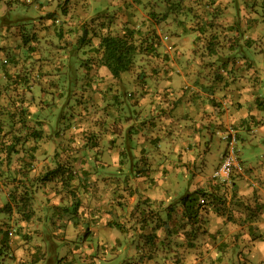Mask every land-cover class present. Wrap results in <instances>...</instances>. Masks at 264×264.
Instances as JSON below:
<instances>
[{
  "label": "crops",
  "instance_id": "crops-1",
  "mask_svg": "<svg viewBox=\"0 0 264 264\" xmlns=\"http://www.w3.org/2000/svg\"><path fill=\"white\" fill-rule=\"evenodd\" d=\"M92 1L109 11L113 6L112 0ZM118 1L120 7L124 5L125 0ZM244 1L211 2L212 7L227 12L216 21L236 24L235 37L226 47L235 56L243 43L238 26L250 19L232 12L241 8ZM192 37V32L167 39L159 36L157 60L152 66L144 65L152 71L143 79L132 71L115 78L106 66L99 65L94 67L97 74L90 82L96 89L91 98L97 121L94 134H106L103 143L108 145L104 150L113 158L123 149L116 147L119 144L128 154L132 151L139 155L141 166L146 169L134 183L145 209L152 211L158 222L122 226L119 220V226L113 223L98 228L95 206L99 207V202L90 196L92 188L86 185L97 177V170L91 169V174L86 167L100 169L99 160H80L82 184H78L74 171L57 165L55 178L41 182L42 188H27L28 200L23 203L26 213L19 215L20 211L15 210L18 206L13 205L11 219L3 216L0 221V246L11 250L9 256L17 264H99L100 259L149 264V258L155 264H164V248L175 262L181 246L185 247L183 254H187L189 264H264V152L256 164L243 161L244 172L234 175L230 184L221 186L212 177L225 148L226 130H236L238 140L244 143L252 134L253 125L256 129L264 125L258 105L259 66L251 63L244 71L237 58L229 74L223 57L218 56V46L216 53L202 47L201 55L207 57L201 65L196 55L192 59L196 54ZM82 103L88 104L84 99ZM100 121L107 122V130L99 126ZM258 138L264 140V135ZM129 185L126 183L124 188ZM196 188L215 192L219 203L207 205L201 211L202 223L191 226L182 214L179 198ZM1 193L6 196L5 202L9 200L0 185ZM217 207L223 211H217ZM175 217L183 218L184 224H176ZM167 218L173 221L165 222ZM5 222L12 231L9 235L3 228ZM84 226L91 230L86 237ZM190 232H197L196 237ZM136 234L141 236L140 244L133 240ZM196 240L198 244L188 245ZM148 241L153 243L152 251L139 255L141 244L148 246Z\"/></svg>",
  "mask_w": 264,
  "mask_h": 264
},
{
  "label": "rangeland",
  "instance_id": "rangeland-1",
  "mask_svg": "<svg viewBox=\"0 0 264 264\" xmlns=\"http://www.w3.org/2000/svg\"><path fill=\"white\" fill-rule=\"evenodd\" d=\"M212 1L129 0L126 4L125 0L124 5L120 7L118 0H112L113 6L109 11L107 8L103 9L100 3L94 4L92 0H44L39 3L36 0H0V16L4 14L5 18H10L9 21H0V148L3 147L2 139L8 142L14 140L13 130L26 127L40 129L41 132L38 138H25L23 143H16L14 148L16 147L17 151L15 149L16 152L10 154L7 162H0V185L3 191L8 195L9 191L19 186L16 194L18 197L26 192L27 188L35 186L36 190L40 189L43 184L41 182H47L46 177L52 176L48 175L51 170L57 168L59 171V168L55 167L57 165L74 171L78 184H82L79 175L82 168L79 165L80 160L98 159L100 169L86 167L91 174V169L97 170V177L86 185L92 188L90 196L99 202V207L95 206L98 228L104 227V224L111 226L119 220L122 221H119L122 226L127 223H146L149 226L157 223L155 214L145 209L142 194L134 183L138 175L146 169L141 166L139 155L132 151L128 154L126 148L119 144L116 147L123 149L120 155H114L113 158L104 150L108 145L103 143L106 142V134H94L97 121L91 98L96 89L90 82L97 74L94 67L101 65L100 50L96 49L97 37L107 30L105 27L100 28L102 25L99 24V18H102L104 24L108 20L106 26L113 32H119L122 27L127 26L139 29L148 37L154 35V49L148 54H138L133 67L129 69L137 78L143 79L148 71H152L147 70L146 66H152L157 60L161 45L159 36L167 39L171 35L184 32H192L191 43H194L193 40L196 43V54L192 55V59L196 55V60L201 65H204L206 59L203 58L207 55L203 57L200 50L208 39L219 47L217 50L221 55L218 56L223 57L222 63L228 67L229 74L233 72L234 60L237 58L244 65V71L251 63H257L259 69L256 72L260 76L258 91L261 96L258 105L261 108L260 114L264 116V1L245 0L241 8L238 7L232 12L250 19L245 21L242 27L238 26L243 43L237 56L231 53L232 51H226V47L231 44L230 40L235 37L236 24L216 21L219 15H225L227 12H222L218 6L213 8ZM30 17L29 22L27 19L20 20ZM21 37L27 38L26 43L22 42L24 38ZM215 38H219L218 41L215 42ZM226 56L229 57L226 59ZM216 69L219 72V68ZM81 82L85 84L81 86ZM67 83L76 85L75 92L72 91V95L65 92L66 94L60 95L62 97H56V93L64 90L63 87H66ZM82 99L87 101V106L83 105ZM18 106L28 112L25 117L16 109ZM100 123L102 124L99 126L107 130V122ZM260 135H264L263 124L251 135L248 134L244 143L238 140L240 157L244 162L256 164L261 159L264 140L258 138ZM94 145L96 147L92 148ZM3 156L4 153L1 152L0 157ZM109 160L113 162L108 163ZM89 164H92V161ZM28 167V173L25 175L21 169ZM18 179L24 180V183ZM126 183L130 185L125 189ZM30 197L33 195H29ZM5 198V194L1 193V206L4 205ZM8 199L12 204L15 202L9 195ZM17 206L16 213L18 210L19 215L22 211L26 213L27 206L21 202ZM11 212L0 210V221L3 216L9 221ZM118 212L120 216H117ZM164 221L173 220L167 218ZM6 225L5 222L4 230L8 228ZM90 233L91 230L84 226V236ZM183 234L184 232H181V237L185 239ZM189 234L196 237L197 232ZM140 235L145 238L143 233ZM140 235L136 234L133 238L138 244ZM197 242L198 240L193 244H198ZM147 243V248L141 244L139 255L146 256L147 252L152 251L153 246L150 245L153 243ZM182 244H186V241ZM184 249L185 247H180L178 262H174L168 250L164 248V264H189L187 254H183ZM195 249L200 253L198 247ZM10 251L0 246V264H17L9 256ZM148 261L149 264H155L154 259L149 258ZM99 264H124V260L100 259ZM195 264L201 263L197 261Z\"/></svg>",
  "mask_w": 264,
  "mask_h": 264
},
{
  "label": "trees",
  "instance_id": "trees-1",
  "mask_svg": "<svg viewBox=\"0 0 264 264\" xmlns=\"http://www.w3.org/2000/svg\"><path fill=\"white\" fill-rule=\"evenodd\" d=\"M38 3L44 0H36ZM264 1V0H263ZM215 8V7H213ZM236 10V8H235ZM4 19H7V21L10 20V18H5L4 14L0 16V21L5 22ZM27 19L29 22L31 20L30 18H20V20L24 21ZM99 24L102 25L100 28H107V30L104 32L102 31L97 39L98 40V46H96V49L100 50V64L104 65L108 68L110 73L113 77L118 78L121 73L125 71H129L131 67H133L135 62V57L138 54H148L154 49V45L156 42H154V35H151L148 37L145 34H142V32L139 29H134L131 27H122L119 32H113L110 30L108 25V20L106 21V24L101 20L102 18H99ZM156 23V22H152ZM104 25V26H103ZM24 27V26H23ZM44 29V28H43ZM83 32L86 33V30L83 29ZM93 33V31H92ZM38 34V33H36ZM95 35V34H93ZM24 38V39H22ZM22 42L27 41L26 37H21ZM205 48L210 53H216L217 45L212 44L211 39H208L207 43L205 44ZM26 81V79H25ZM84 82H86L84 80ZM84 82H81V86L85 84ZM80 86V87H81ZM75 86H71V84L67 83L66 87H63L64 90H61L58 93H56V97L60 96L62 93H67L68 95H72V91L75 92ZM70 91V92H69ZM65 93V94H66ZM62 97V96H60ZM16 109H19L21 113L26 116L28 112H25L23 108L16 107ZM20 121V119H19ZM22 121V120H21ZM21 123V122H20ZM22 124V123H21ZM25 124V123H24ZM25 132H24V131ZM15 136L14 140H11V142H8V140H1V147L0 153L3 152L4 156L0 157V162L5 161L7 162L10 154L12 152H16L17 148H14V145L18 142L23 143L25 141V138H38L41 136L40 129L35 130V128H26L21 127L19 130H13L12 132ZM3 134V138H4ZM16 149V151H15ZM59 168V166H56ZM20 170V169H19ZM25 175L28 173L29 167L27 169H21ZM58 172V169L55 168L54 170H51L48 175H54ZM51 177V176H50ZM14 179V178H13ZM46 179H48L46 177ZM233 179V178H232ZM19 182L24 183V180L18 179ZM221 186L225 185V183H219ZM230 184V183H229ZM19 186H16V188L12 189L8 192L9 197H11L15 202L12 204L10 200H7L4 205L0 208V210H5L6 212L10 213L12 211V206L15 205L17 207L18 203H26L28 200V192H24L22 195L17 197V190ZM16 198V199H15ZM202 200V201H201ZM179 203L182 206V214L186 218V222L189 223L191 226L196 223H202L201 221V211L206 209L207 205L209 204H216L219 203V195L215 192L205 191L201 188H196L193 191L185 192L182 196L179 198ZM217 211H223V208L217 207ZM176 224H179L180 226L184 224V219L181 217H175L174 218ZM115 225L119 226V223L116 222ZM9 227L5 230L6 235H9ZM12 232V231H11ZM5 235V236H6ZM188 245L192 246L193 243L189 242Z\"/></svg>",
  "mask_w": 264,
  "mask_h": 264
},
{
  "label": "built area",
  "instance_id": "built-area-1",
  "mask_svg": "<svg viewBox=\"0 0 264 264\" xmlns=\"http://www.w3.org/2000/svg\"><path fill=\"white\" fill-rule=\"evenodd\" d=\"M256 129L253 125L252 132ZM225 136V148L221 154L220 161L213 170L212 177L219 183L229 184L234 175L244 172V163L238 149V133L233 128H228ZM202 201V200H201ZM12 232L9 231V234Z\"/></svg>",
  "mask_w": 264,
  "mask_h": 264
}]
</instances>
